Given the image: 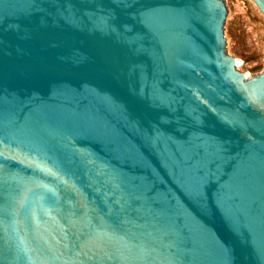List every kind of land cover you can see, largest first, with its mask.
Masks as SVG:
<instances>
[{
	"label": "water",
	"instance_id": "obj_1",
	"mask_svg": "<svg viewBox=\"0 0 264 264\" xmlns=\"http://www.w3.org/2000/svg\"><path fill=\"white\" fill-rule=\"evenodd\" d=\"M230 19L0 0V264H264V70Z\"/></svg>",
	"mask_w": 264,
	"mask_h": 264
},
{
	"label": "rangeland",
	"instance_id": "obj_2",
	"mask_svg": "<svg viewBox=\"0 0 264 264\" xmlns=\"http://www.w3.org/2000/svg\"><path fill=\"white\" fill-rule=\"evenodd\" d=\"M224 1L231 15V56L240 59L242 72L250 78L264 70V14L253 0Z\"/></svg>",
	"mask_w": 264,
	"mask_h": 264
},
{
	"label": "bare ground",
	"instance_id": "obj_3",
	"mask_svg": "<svg viewBox=\"0 0 264 264\" xmlns=\"http://www.w3.org/2000/svg\"><path fill=\"white\" fill-rule=\"evenodd\" d=\"M240 62V59H237Z\"/></svg>",
	"mask_w": 264,
	"mask_h": 264
}]
</instances>
